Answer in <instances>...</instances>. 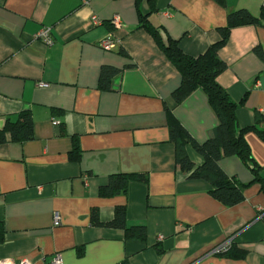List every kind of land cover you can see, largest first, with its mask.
<instances>
[{"label":"crops","instance_id":"crops-1","mask_svg":"<svg viewBox=\"0 0 264 264\" xmlns=\"http://www.w3.org/2000/svg\"><path fill=\"white\" fill-rule=\"evenodd\" d=\"M264 0H142L140 12L164 37L198 57L220 40L228 15L245 9L260 17ZM119 17L120 27L112 20ZM52 30L47 46L37 35ZM108 38L113 48L101 43ZM264 20L231 31L220 58L227 70L219 85L239 103L241 128L264 114ZM125 51L131 60L122 56ZM111 89H99L104 66L124 69ZM178 71L154 39L139 28L136 0H0V129L7 118L32 113L34 138L0 145V222L5 242L0 261L30 259L51 264H264V190L237 157L220 166L245 185V200L224 207L210 196L211 186L188 180L176 164L169 142V116L199 143L217 125L207 96L198 90L181 105L172 93ZM54 109L59 112H54ZM57 123V124H55ZM252 156L264 171V141L245 133ZM80 150L73 159L74 147ZM190 159H203L191 146ZM146 174L131 181L126 194L102 197L112 176ZM118 206L127 225H145V242L130 240L120 229L97 227L112 221ZM58 214L60 222L55 224ZM231 240L241 258L212 255ZM157 248L161 249L158 252Z\"/></svg>","mask_w":264,"mask_h":264},{"label":"trees","instance_id":"trees-1","mask_svg":"<svg viewBox=\"0 0 264 264\" xmlns=\"http://www.w3.org/2000/svg\"><path fill=\"white\" fill-rule=\"evenodd\" d=\"M219 3L225 0H216ZM142 0H136L139 15V28L144 29L154 39L166 59L178 71L181 82L180 86L172 93V99L176 105H181L191 94L201 90L208 99L212 108L217 125L211 136L204 142H197L191 133L174 117L171 111L169 116V142L176 147V164L186 174L188 180L204 181L211 186L210 196L230 208L241 204L245 200V185L235 178L229 177L221 168L222 160L231 157L239 158L250 170L253 181L261 184L264 190V171L254 160L250 147L245 139V133L253 130L264 141V114L255 113V124L249 128H241L238 120V111L245 103L247 95L237 103L218 83V77L227 70V64L220 58V51L229 41L231 31L235 28L261 24L264 20V9L260 17L253 16L249 11L242 9L228 15L227 24L219 29L220 40L211 45L205 53L198 57H191L180 48L179 42L164 37L161 29L152 26L148 16L140 12ZM152 10L155 9L156 0H148ZM255 55L264 62V51L260 46L254 48ZM122 56L131 60L128 53L121 52ZM135 65L130 62L124 69L104 66L99 77V89L109 91L114 78L126 69H132ZM54 112H59L54 109ZM34 138V121L32 113L25 111L20 113L16 120L7 118L3 129H0V145L8 142L25 143ZM191 146L203 159L197 166L188 156L186 147ZM80 150L74 147L71 152L73 159H79ZM131 181L141 183L148 182L146 174H121L112 176L107 186L100 189V196L109 197L118 194H126ZM91 220L94 226L123 230L125 237L130 240L145 242L147 240V228L145 225L128 226L127 209L118 206L114 211L112 221L102 223L96 210L92 211ZM5 228L0 222V246L5 242ZM161 252L160 248H157ZM245 253L235 249L234 244L224 254L229 258H241Z\"/></svg>","mask_w":264,"mask_h":264},{"label":"built area","instance_id":"built-area-1","mask_svg":"<svg viewBox=\"0 0 264 264\" xmlns=\"http://www.w3.org/2000/svg\"><path fill=\"white\" fill-rule=\"evenodd\" d=\"M263 9H264V3H263ZM112 24L115 27H120L121 21L119 17H115L112 20ZM37 38L42 40L47 46H51L54 43L53 37H52V30L51 29H44L41 31L38 35ZM101 47L107 51H110L113 48V41L111 38H108L107 40L103 41L101 43ZM57 124V123H55ZM55 224L58 225L60 222V217L58 214L55 215L54 218ZM232 246V241L228 240L224 242L223 244L217 246L214 248L211 252L212 255H217V254H224L226 253ZM62 256L60 254H56L53 256L51 264H62ZM0 264H33V262L30 259L23 258V259H7L0 261Z\"/></svg>","mask_w":264,"mask_h":264}]
</instances>
